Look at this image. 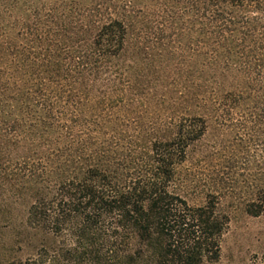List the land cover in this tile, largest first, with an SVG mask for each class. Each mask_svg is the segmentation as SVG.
<instances>
[{
  "label": "trees",
  "instance_id": "obj_1",
  "mask_svg": "<svg viewBox=\"0 0 264 264\" xmlns=\"http://www.w3.org/2000/svg\"><path fill=\"white\" fill-rule=\"evenodd\" d=\"M209 129L261 148L264 215V0H0V199L25 243L0 264H221L215 195L179 193Z\"/></svg>",
  "mask_w": 264,
  "mask_h": 264
},
{
  "label": "rangeland",
  "instance_id": "obj_2",
  "mask_svg": "<svg viewBox=\"0 0 264 264\" xmlns=\"http://www.w3.org/2000/svg\"><path fill=\"white\" fill-rule=\"evenodd\" d=\"M232 136L209 129L179 170L178 178L182 180L179 193L191 206L203 205L207 194L215 195L217 212L228 219L221 240V264H246L252 255L264 252V215L251 217L245 212L251 187L257 186L262 168L261 148L246 139L243 148L238 147ZM233 154L239 157L238 164H225ZM22 217L21 211L15 212L16 223L10 227L0 199V255L9 248L18 253L24 248ZM19 256L24 257V253Z\"/></svg>",
  "mask_w": 264,
  "mask_h": 264
}]
</instances>
